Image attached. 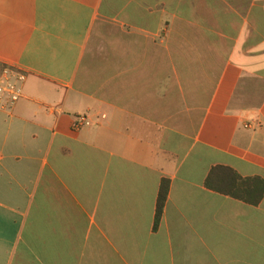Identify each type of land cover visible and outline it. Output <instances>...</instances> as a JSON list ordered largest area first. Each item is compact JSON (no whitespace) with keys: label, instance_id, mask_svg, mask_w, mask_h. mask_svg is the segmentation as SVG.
<instances>
[{"label":"crops","instance_id":"1","mask_svg":"<svg viewBox=\"0 0 264 264\" xmlns=\"http://www.w3.org/2000/svg\"><path fill=\"white\" fill-rule=\"evenodd\" d=\"M0 64V264H264V200L206 185L264 181V0H0Z\"/></svg>","mask_w":264,"mask_h":264},{"label":"trees","instance_id":"2","mask_svg":"<svg viewBox=\"0 0 264 264\" xmlns=\"http://www.w3.org/2000/svg\"><path fill=\"white\" fill-rule=\"evenodd\" d=\"M206 185L209 189L245 202L259 206L264 200V181L260 178L245 179L228 167H215L210 172ZM170 186L164 182L158 200L155 228H158L166 207Z\"/></svg>","mask_w":264,"mask_h":264},{"label":"built area","instance_id":"3","mask_svg":"<svg viewBox=\"0 0 264 264\" xmlns=\"http://www.w3.org/2000/svg\"><path fill=\"white\" fill-rule=\"evenodd\" d=\"M26 74L14 67L0 64V111L10 112L24 97ZM93 125L85 115L76 116L73 130L82 131Z\"/></svg>","mask_w":264,"mask_h":264}]
</instances>
